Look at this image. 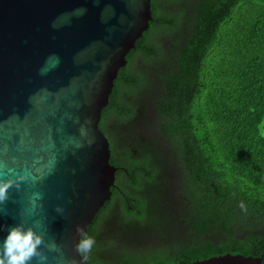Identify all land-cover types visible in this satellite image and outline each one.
Returning <instances> with one entry per match:
<instances>
[{
  "label": "trees",
  "instance_id": "trees-1",
  "mask_svg": "<svg viewBox=\"0 0 264 264\" xmlns=\"http://www.w3.org/2000/svg\"><path fill=\"white\" fill-rule=\"evenodd\" d=\"M151 9L99 121L116 171L87 260L264 264V0Z\"/></svg>",
  "mask_w": 264,
  "mask_h": 264
},
{
  "label": "water",
  "instance_id": "water-1",
  "mask_svg": "<svg viewBox=\"0 0 264 264\" xmlns=\"http://www.w3.org/2000/svg\"><path fill=\"white\" fill-rule=\"evenodd\" d=\"M151 19V0H0V179L30 174L0 203V241L24 221L58 247L46 264H90L78 229L111 198L116 171L99 121ZM177 264L263 262L228 252Z\"/></svg>",
  "mask_w": 264,
  "mask_h": 264
},
{
  "label": "clouds",
  "instance_id": "clouds-1",
  "mask_svg": "<svg viewBox=\"0 0 264 264\" xmlns=\"http://www.w3.org/2000/svg\"><path fill=\"white\" fill-rule=\"evenodd\" d=\"M29 175V173H24L15 178L0 179V203L8 200L9 189L13 186L19 188L29 179ZM240 207L244 208L243 203ZM58 211L62 209L58 208ZM78 232L81 233V238L76 244V251L84 260H87L88 254L95 245V240L81 229H78ZM7 233V236L0 241V264H31L33 260H36L37 264H46L48 255L45 249L59 250L54 243L45 244L44 234L24 221L8 228Z\"/></svg>",
  "mask_w": 264,
  "mask_h": 264
},
{
  "label": "rangeland",
  "instance_id": "rangeland-1",
  "mask_svg": "<svg viewBox=\"0 0 264 264\" xmlns=\"http://www.w3.org/2000/svg\"><path fill=\"white\" fill-rule=\"evenodd\" d=\"M263 132H264V128H263Z\"/></svg>",
  "mask_w": 264,
  "mask_h": 264
}]
</instances>
